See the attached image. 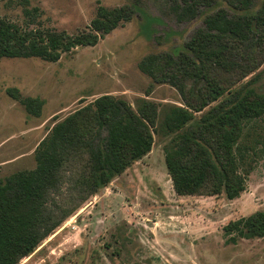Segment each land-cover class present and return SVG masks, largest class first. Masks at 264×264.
I'll return each mask as SVG.
<instances>
[{"label": "rangeland", "instance_id": "rangeland-1", "mask_svg": "<svg viewBox=\"0 0 264 264\" xmlns=\"http://www.w3.org/2000/svg\"><path fill=\"white\" fill-rule=\"evenodd\" d=\"M263 3L256 0L252 12ZM100 6L127 7L133 14L96 45L76 47L57 62L0 58V181L33 171L39 145L52 128L103 95L124 100L136 112L147 104L148 115L156 118L153 148L19 264H264V237L226 244L224 235L230 222L264 212V154L234 200L224 194L176 195L165 165L173 135L163 124L170 110L184 103L175 88L139 69L147 56L183 52L207 15L220 8L235 10L222 0L196 19L181 21L167 0H0V18L24 31L76 36L89 32ZM252 80L245 88L264 94L262 58L258 69L230 91ZM9 88L17 89L19 100H42L40 116L29 115L8 95ZM259 132L264 135V129ZM81 166L80 161L66 166L65 194Z\"/></svg>", "mask_w": 264, "mask_h": 264}, {"label": "trees", "instance_id": "trees-1", "mask_svg": "<svg viewBox=\"0 0 264 264\" xmlns=\"http://www.w3.org/2000/svg\"><path fill=\"white\" fill-rule=\"evenodd\" d=\"M167 1L181 21H192L222 0ZM224 1L237 12L220 8L205 17L204 27L179 55H150L139 64L152 80L175 88L184 103L173 107L163 124L173 135L165 149L166 169L182 197L238 198L264 154L259 132L264 129V94L245 88L254 80L230 91L264 60V3L252 12L256 0ZM132 14L127 7L100 6L89 32L76 36L24 31L0 18V58L57 62L76 47L96 45ZM7 93L19 100L17 89ZM19 102L29 115L40 116L42 100ZM147 111L146 103L136 112L124 100L103 95L52 128L39 145L33 171L0 181V264H19L30 256L86 201L152 151L156 118ZM79 161L81 174L65 194L66 166ZM224 235L226 244L263 238L264 212L230 222Z\"/></svg>", "mask_w": 264, "mask_h": 264}]
</instances>
